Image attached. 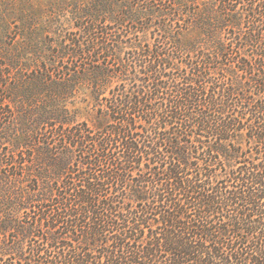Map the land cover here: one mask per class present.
<instances>
[{"label":"trees","instance_id":"obj_1","mask_svg":"<svg viewBox=\"0 0 264 264\" xmlns=\"http://www.w3.org/2000/svg\"><path fill=\"white\" fill-rule=\"evenodd\" d=\"M32 3L0 49V264H264V0H52L79 66L35 56Z\"/></svg>","mask_w":264,"mask_h":264},{"label":"rangeland","instance_id":"obj_2","mask_svg":"<svg viewBox=\"0 0 264 264\" xmlns=\"http://www.w3.org/2000/svg\"><path fill=\"white\" fill-rule=\"evenodd\" d=\"M36 3L39 6H43L41 10L42 14H38L39 23L42 20L43 26L40 31V35L44 39H40V47H43L41 54L35 55L37 58L39 57L42 61L48 63H54L55 61L59 62V65H63V59L61 58V52L66 48V52H69L70 55L66 58L67 63L65 65H74L79 66L84 61L90 62V58L87 59V56H79L75 59L73 57V53L76 50L71 41L75 38L79 40V42L86 43L88 39H90L89 35H86L84 31L78 28V23L75 22L72 15L68 12H51L48 9L49 2L52 0H0V49L2 50H12V48L16 51L18 50V54L22 55L24 53L23 44L20 43L18 39H16L17 33L19 32L18 28L20 26V22H17L15 19L17 14L23 11L24 9L32 10V2ZM60 2L62 0H56ZM32 3V4H34ZM4 14V16L2 15ZM76 23V24H75ZM46 26V27H45ZM80 48H77L79 51ZM55 70V68L52 67ZM7 72L11 74L8 77V84H14L17 81H20L22 76L31 77V72L26 69L12 70L7 69ZM58 73V72H57ZM6 83V80L5 82ZM11 83V84H10ZM21 84V83H19ZM18 84V85H19ZM6 91L3 89L0 90V95L5 96ZM2 109V110H1ZM89 112L91 115H94L93 109H90ZM21 116V112L16 109L13 105L6 106L2 103L0 104V158L3 157V154L10 150L12 147L8 144L7 140V132L10 131L15 126H19L20 120L18 119ZM90 116V115H89ZM85 117H88L85 115ZM7 129L8 131L4 130ZM32 153L36 154L39 152V147L33 145V148H30ZM1 165V163H0ZM36 169H39L40 165L34 166Z\"/></svg>","mask_w":264,"mask_h":264}]
</instances>
